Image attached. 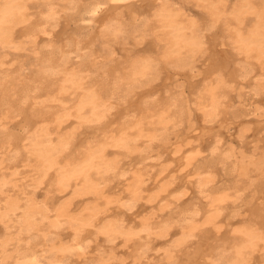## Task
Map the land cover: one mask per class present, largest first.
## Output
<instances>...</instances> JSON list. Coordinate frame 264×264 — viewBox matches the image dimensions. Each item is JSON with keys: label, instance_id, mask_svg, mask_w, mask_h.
Instances as JSON below:
<instances>
[{"label": "bare ground", "instance_id": "obj_1", "mask_svg": "<svg viewBox=\"0 0 264 264\" xmlns=\"http://www.w3.org/2000/svg\"><path fill=\"white\" fill-rule=\"evenodd\" d=\"M31 1L34 0H0V47L1 48H7V47L18 48L20 46L19 44L16 43V31H17L16 29L20 25H24L23 29L26 32H28V34L27 33L25 34H27L29 37L32 36L31 39H34L33 41H35L38 34L42 33V32L38 33V31L41 30L46 31L47 27L46 28L44 27L47 24L49 25V23L47 22L50 21L52 22V20L55 21L59 20L57 19L58 10L56 11L54 9L55 8L54 6L56 5L53 6V4L51 5V3H49L50 6V7L48 6L49 14L47 18L44 17L46 19V23H47L46 25L43 20H41L43 21L42 23L44 24L43 27L42 26L34 27L35 22L33 21H31L33 23H28L30 19L29 9H30ZM69 1L72 2V0ZM137 1L139 0H96L91 5L86 7L85 13L87 17H89V19L93 20L96 14L99 12V10L102 9L103 5L106 3L110 2L111 3L110 6H112L113 8L119 6L130 7V5L136 3ZM199 1L208 8V11L211 15L210 29L214 28L227 16L228 17L230 16L232 18V21L236 23L235 26H233V28L231 27V35L229 34L230 38L232 39V43L237 49L238 54L243 55L246 59L254 58L261 65L263 73L262 76H260L259 79L257 80V87L258 89H263L262 91L264 92V3L261 6H257L258 4L255 5L256 3L253 0H240L241 2L236 7L227 9L226 5L223 3L224 0L222 1L199 0ZM44 11L45 10H43V12ZM153 11L155 18L154 21L152 18L151 19L155 24V27H157V29L160 31V35L162 36V39L165 40V49L162 52V59L158 61L157 59L148 56V57L138 58L134 60L132 63L130 61V64L132 65L129 71L125 73V76L123 75L124 76L123 81H121V79L115 81L113 86L112 87L110 86V89L107 91L106 94L104 92L99 91V89L93 87V84L90 83L91 80L87 81V75L84 73L83 66H79V67L68 66L70 65L69 63L72 60L70 55L66 53L68 49L67 47L68 45L66 46L67 49L64 48L61 49V51H59L61 55L58 58V60L54 58L49 59V57L47 59V56L45 55L46 58L45 57L44 58L47 59L49 63L46 65L45 70H41V72L36 76V78L39 79L41 82L42 81L41 79L46 78V76L48 75L51 76L50 78H53V80L55 79L58 82V84L55 86L53 91L51 90L52 93L48 89L49 93L47 94V97L41 99L37 103L45 104V105L46 104L58 105L61 110L57 109L58 111H56L55 113L52 112L53 114L50 112L51 114L48 117L46 115L47 113L46 111L48 109H46V111L45 109H43V111H45L46 113L44 112V114L37 116L35 115L36 116L35 118H33V116L31 115L32 117L31 116L30 117L33 118L31 122H35V123L37 122L35 124V128L31 132L29 131L30 129L28 130L30 132L29 135L23 134L21 135V137L24 136V138L28 140L29 150L31 151L35 161L33 164V170H35L37 173V176L34 177V180L38 182V185L42 184L48 177L53 175L54 177L53 176L51 177L55 179V182L53 181L54 179L52 180V182L53 185L55 184L56 186V187L53 186L56 189V191L60 193V195H64L67 193L69 194V196H67L66 199L60 202L57 203L55 202L56 203L55 206L54 207L51 206L52 208H50L48 202H46L44 205H39L33 200V198H31L28 201L25 200L26 202L22 204L21 203L22 198L8 195L6 204L4 203L5 206L3 205L4 207L1 210L0 220L8 221L12 217H13L12 219H14L15 216L13 215L15 214L17 215L18 211L22 209L23 214L21 215L22 217L21 222L23 224L20 225L24 226L25 232L29 235H31L30 233L34 231H41L43 228L41 222L46 220L48 221V227L52 228L53 231L57 232L59 229L63 227V225L66 224L65 226H68L69 229L71 228L72 232H71V237L69 236L70 239L66 241H64L63 239H59L58 241H56L55 237L52 238L50 234H47L46 231H43V240H45L46 242L48 240H51V243L48 244L46 248H44L43 246V249H41L40 251L33 250L34 248L30 249V247L21 250L20 252L21 256L17 259L16 264H65L66 262H68V259L72 256H77L78 259L74 260L75 262L74 261H69V262L72 263L74 262V264H89L88 262L89 259L86 258V256L88 253L87 249L88 247H90L88 244V237H90L89 236L90 234H94V233H95L94 235L103 234L106 237L111 238L112 240L118 237H124L126 242L129 241L138 242V240H140V238L142 237L143 239L145 237H150L149 239H153L151 238L153 235H156V237H168L169 235L172 236V234L174 233L173 230L174 226L178 227V230H176V232L179 235L176 234L177 235L176 238L172 240L173 245L171 247L168 246L169 249L165 250L166 251L165 258L167 259L168 264L174 263L176 259L175 255L177 254L175 253L176 251L180 250L183 246H186L190 242L195 241L194 239H196L197 236L200 237L201 239H198L196 241L198 243V246L197 249L195 250V253L191 257L192 259L191 264H203L205 262L207 264L208 263L255 264L259 262V259L256 258V254L258 253L260 254L261 259L264 261V180H263L264 154L260 157H255L253 155L246 157L247 155H245L244 153H241L240 156H237L234 144L231 143L229 146L224 147L223 146L224 142L223 145L221 143L223 138L221 140L220 135H219L220 137L217 138L218 134H220L219 131L217 136H214L215 128L224 131L230 130L227 121H229L228 119H230L232 116L229 115L230 118H228L227 115L229 113L228 108H229V100H230L226 94V90H230L229 88L230 85L228 84L229 82H227L228 81L227 78L233 80L232 78L235 77L234 79H236V77H240V75L242 74L243 77L247 76L249 75V73H251L250 67L243 65L241 68H237L238 71H236L237 70L236 69L233 72L232 70H234V67L236 68V66H234V63H232L234 59L231 58V56H229L228 59L229 63L228 62L227 63L229 64L230 69L229 68L228 69L232 73H221L222 71L216 73V70H214L216 74L215 73L213 74H215L216 76L215 77L213 76L212 78L210 77L211 79L209 81L207 80V85L205 86L206 87L205 93L203 95H199L198 96L199 100L197 99L196 102L197 111H198V113L196 112V117L198 119L197 124L199 125L197 126L194 120L193 121L189 120L190 121L189 128H192L191 131L188 133L185 132L186 134L182 136H180V134L176 135L174 140H172L170 134H168V129L171 125V121L174 120L173 117H171L170 112L174 110L175 111L174 114L176 113L181 118H183L188 112V108H187L188 106L182 103L183 100L182 101L177 99L175 100L174 93H173L174 94L173 97H170L169 100L167 99L166 104L163 103L164 105L162 107L156 108V105L158 103H156L157 101L155 102L156 99H153L154 101L152 100L153 102L152 104L156 103L155 106L147 105L148 107L146 106L147 109H145L146 113L144 116H137V117L132 116L133 119L131 118L129 121L123 120L124 122L121 121L120 119L122 123L120 124L118 123L117 124L118 126L116 127L112 126V124L109 121L110 119H107L109 118V115L111 116L112 114L111 112L115 107L113 103L111 104L110 98L113 97V95L116 93V90L119 89L120 86L123 85V89L127 90L126 93L127 92L130 93L137 86L143 87L154 81L159 80L161 77V73L163 72V67L162 65H160V62H162L161 64L173 63L172 67L174 68L185 69V70L190 69L191 71H193L197 59L196 57L199 54H203L205 53V51H208V47H206V39H205L206 34L200 32V28L198 27L197 22L193 19L188 18L187 13L184 10H182L180 7H175L173 2H170V0H160L159 3L155 5ZM45 13L44 15L46 16L47 14ZM84 15H83V19L86 18V16L84 17ZM249 15H253L255 17V22L250 26V28L244 29L245 21ZM42 17L40 18L43 19ZM151 19H146V21H150ZM118 21H119L118 19H115L110 22L109 20L105 21V22H109L107 23L109 28L107 31L109 32L111 31V33L115 37H119L123 32H125L124 28L122 27L124 26V24L122 25V23H119ZM146 21L140 23L139 25L137 24L135 30H139L141 32H144V34H146L148 28L151 27V24ZM105 22L104 24H106ZM54 26H56V24ZM31 29L33 30L32 32H30ZM51 32L52 31H50L49 33L51 34ZM100 33H103V31H101ZM77 44L79 43L77 42ZM53 49L54 48H51L52 52ZM82 49L83 51L80 54L86 59L87 54L84 52V48ZM72 51L73 50L71 48L70 50L71 54ZM52 56H54V52ZM44 58L43 60L45 62ZM216 60H217L216 58L215 60H212L215 62L213 63V65L217 64L216 62H218V60L217 61ZM221 62H223V60ZM224 63L223 64L220 63L221 66L225 65ZM210 64H212V62ZM88 65H90V62ZM211 68H212L211 69L212 72L214 68L213 67ZM4 72L6 71L4 70ZM6 74L7 72L5 73V75ZM36 78H32V79L34 80ZM114 78H116V76ZM163 78L161 80H163ZM15 79L17 80V78ZM19 81L21 83V80ZM32 81L31 84L33 83ZM24 83H21L23 87L25 86ZM43 84L46 85L47 83H45L44 81ZM42 86L40 85L39 87ZM5 88L10 89L9 87H5ZM43 88H41V90ZM154 88H151V91L155 90ZM24 89H26V86ZM45 89H47L46 86ZM26 92L24 91L22 92L25 94L22 95L23 100L21 101V103H27L25 104V106L26 105L28 106L29 104L28 102H31L32 100L30 101L29 99L31 98L29 97V92L28 93ZM144 93H146V90L143 91L141 96L144 95ZM0 94H2V91L0 92ZM34 94H36V91ZM37 96L38 95L36 94V96L34 97ZM133 96H135L134 93ZM176 96L179 95L176 94ZM7 97L9 98L10 96L7 95ZM4 98L6 97L4 96L2 99ZM17 98L19 99L18 96ZM9 99L7 101H9ZM20 100L21 99H19V102ZM4 101L1 102L3 103ZM7 101H5V103L8 104ZM16 101L18 100L16 99ZM178 101H181V103H178ZM142 102H145V100ZM15 103L14 105H16ZM144 105L142 106V108L145 107ZM158 106L160 105L158 104ZM22 108L26 109L23 106ZM35 108L34 111L37 110V109L35 110ZM138 108H140V106ZM30 109L32 110L33 107ZM23 111L21 110V113ZM34 111L32 110V113ZM16 112L18 113L19 111L17 110ZM27 112L28 111H26V113ZM189 112H191L190 108H189ZM49 117L53 118V119L50 118L52 122H54L53 129L51 128L52 127L51 125L43 121L45 120V118L49 119ZM71 120L77 122L78 123L77 126L73 130L65 131L61 133V130L64 127H66V123L70 122ZM241 122H243V120L237 122L236 120L231 119V123L235 124V125L233 124L234 125L233 127L235 129L233 133L234 136L232 135V133L230 134L231 136H233V138H231L232 140L235 138V134L237 133L236 134L237 140H239L240 142L241 139L247 137L246 136L247 133L250 131V129H252L251 124L249 122L248 123L250 125H247L248 124L247 123L245 126V124L242 123L244 126L242 125V128H240ZM262 122L258 124L260 129L264 128V123ZM93 123L95 125L96 124L101 125L102 123H104V125H102L101 127V129H105V132L103 131L104 132L103 135L101 137L99 136L95 142L91 140L93 143L90 142V144L88 143L89 145L87 147H84L86 149H84L83 153L78 157L77 160L75 161L70 160L73 155L69 157L70 159H67V155H69L68 153L73 147L74 141L76 140L75 136H77L76 132L78 128L80 126H84L88 124L91 125ZM153 125H155V127H153ZM258 125L256 124V127H258ZM160 126H162L161 132H159V130H161L159 128ZM3 128H7V127H3ZM3 128L2 130L4 131ZM254 129L252 130L254 131ZM16 133L14 134L16 135ZM18 133L17 135L20 136ZM55 134H56V138L54 139ZM9 135H7V137ZM213 136L216 138L212 139ZM200 137L203 139L201 140L204 143L197 142L198 138ZM11 138H13V136H11ZM140 141H143L144 144L140 143ZM158 141H160V143L162 142L161 147H164L163 150L165 149L168 150L171 153L172 157L170 161L161 165V168L155 173V175H153L151 172L149 173L150 169L147 170L148 168L145 171L142 168H137L132 171L130 176H128L129 174L128 170L124 169V167H121L122 164L120 165V161L122 160L119 161L118 157L109 156L110 149L112 148L113 150L118 151L119 153L121 151L125 152L126 156L128 155V153L129 154L138 153L140 155L142 154L141 157L143 158L151 159L152 156L150 155V151L153 150L154 147L153 146L151 148V146L155 142L158 143ZM25 142L27 141L25 140ZM79 143H81V141ZM82 144H84L83 141ZM20 146L21 145H19V147ZM6 147H9V145H7ZM82 148L80 149L81 151L83 150ZM205 148L207 149V151L209 150V153H214L217 156L207 160L206 159L207 157L203 156L204 155L203 153L205 152ZM17 149L14 150L17 151ZM22 150L24 149L22 148L21 150H19V152H21ZM80 150L77 151L78 154L80 153L79 152ZM75 152L76 151L72 153L75 154ZM202 156L204 157V160L203 159L200 160V157ZM75 157L73 159H75ZM229 161H232L234 165V167L232 168L233 170L237 171V176H241L239 178L240 180L244 178H249L252 172L255 170L257 171L258 174H260V178L263 179L260 180L259 182L253 181V179H249L251 182L250 185L254 186L253 191L258 193L256 197L257 199L253 196L256 200L255 201L256 203H254V205H252L251 208L249 207L251 209V212L253 213L251 214L253 217L248 216L249 218H244L241 221L244 223L235 224L232 227V234H233L232 237L233 239H231L232 244L230 245L229 248H227L229 246L228 245L223 249H219L220 248L219 246L218 247H215L214 245L212 246L211 237L206 236L207 234L203 233V231H206L205 230L206 228L211 227L215 230L214 233L216 234L221 233L225 224L222 222V217L224 215V209L226 207V204L230 201L235 202L237 198L241 196L242 190H244V188L241 187V184L238 183L239 179H237V181H235V183H233V185L230 186L229 189L227 188V186H222V187L216 186L217 176L215 174V169L218 166L217 163L228 165ZM19 174L20 171H18L17 168H15L8 175L3 176L0 179L1 180L0 189L4 190V187L7 186L8 184L11 183L15 184L14 181L17 180ZM151 174L155 177L153 178V180H155L156 183L149 185L148 180L151 178ZM111 175L112 177H114L112 179L110 178L111 181L113 179L114 181L116 179L117 180L119 179V182L125 185L124 191L126 192L127 198L123 199V196H120V194L118 195L116 191H113V188L109 187L111 181L109 182L107 180L108 178L107 176L111 177ZM178 177H182V179H184L185 181L183 180L181 184L176 183ZM182 185H185L184 189L181 187ZM193 188H196L198 192L201 194V196L204 198L202 201L204 205L202 204V209L201 207L199 206L197 207L194 205H193L194 207H191V209L190 207L189 209L187 208L188 210L184 208L185 211H183L182 209L181 211L182 215L180 213H177V216L178 214L181 215V217L179 215L180 218L176 216L178 218V221L173 218L176 222L175 221L172 222L171 219L169 218L170 221H166V222L163 221L164 223L160 222L159 225L157 223L156 226L152 221V217L141 216L142 218L140 221L136 222L135 225L129 226L130 224L127 225L125 223L126 220H120V219L118 220L117 217L116 218L113 217L115 215H111L112 213L111 214L109 213L112 208V205L114 204L119 203L121 207H127L132 209L136 206V204H138L141 200L144 199L151 204H154L156 201H158L161 210H164L170 207L171 205L170 204L171 202H169V200L163 203L164 200H167V198H172L173 196V198H175V202L180 201L185 196H188L190 190H192ZM232 190L234 192L233 194L236 196V199H232L233 195L229 192ZM182 201L184 203V200ZM22 202H24V200ZM77 209L79 212H77ZM18 222L20 223V221ZM25 232H24V236H25ZM52 233L58 234L54 232ZM20 236L21 235H19V237ZM37 236H40V234ZM11 240L12 238L10 237L4 238L0 241V245L3 247V249H6L10 243L9 241ZM21 240H23L22 237ZM142 241L140 245L141 246L144 245L146 247L145 249L143 248L145 252L144 253L142 252L137 257V259L142 258V256H146L147 253L146 250L148 249L149 242H147L148 243L147 244V243H143ZM231 241H229L228 243H231ZM139 243L137 246H139ZM39 244L41 243L39 242ZM214 256L217 257L214 258ZM86 259H88V261ZM102 260L104 261L105 264H110L108 258L107 259L103 258ZM6 261L9 262V260Z\"/></svg>", "mask_w": 264, "mask_h": 264}, {"label": "rangeland", "instance_id": "obj_2", "mask_svg": "<svg viewBox=\"0 0 264 264\" xmlns=\"http://www.w3.org/2000/svg\"><path fill=\"white\" fill-rule=\"evenodd\" d=\"M94 1H96V0H74V1L72 0V2H70L69 0H34V1H31L30 9H29L30 19H29L28 23L35 22L34 27H37V26L43 27L44 26V24L42 23L43 21H44L45 25L47 23H49V25L47 24L44 27V28L47 27L46 31L45 30L44 31L43 30L38 31V33H40V32H42V33H40V34L37 33L38 36L35 39V41H33L34 39H31L32 36L29 37L27 35L28 32H26L23 29L24 25H20L16 29L17 30L16 31V43L19 44L20 46L18 48L17 47H12V48L11 47L10 48L9 47H7V48H1L0 47V74H2V75H0L1 76L0 81L2 80L0 83V85H1L0 86V92L2 91V94H0V96H1L0 97V99H1L0 100V124H1V126H0V140L1 141H0V143L2 142L0 144V146H1L0 147V179L3 176L8 175L15 168H17V170L20 171V174L17 177V180L14 181L15 184L11 183V184H8L7 186H5L4 190H6V191L0 189V214H1V210L3 209V207L6 204L8 195H11L13 197L22 198V200H21L22 204L26 202L25 200L28 201L31 198H33V200L39 205H44L46 202H48L50 208L54 207L57 202H60L64 199H66L67 196H69V194H67V193L64 194L65 196L60 195V193H58L56 191V189L54 188L56 186H55V184L53 185V182H52V180L54 179L53 175H51L53 177H51V176L48 177L42 184L38 185V182L36 180H34V177L37 176V173L35 170H33V164L35 161H34V158L32 156L31 151L29 150L28 140L25 139L24 136L21 137V135H23V134L29 135L30 132L33 131V129L35 128V124L37 122L36 123L31 122V120L33 118H35L37 115L44 114L46 109L50 110L52 108L50 111L47 110L46 111L47 113L45 112L47 117H48V116H50V114L52 112L55 113L56 111H58L57 109L61 110L58 105H54V104H50V105L46 104L45 105V104L37 103L41 99L47 97V94L49 93L48 89L52 93L53 89L58 84V82L55 79L53 80V78H50L51 76H48V75L46 76V78H42L41 82L39 79L36 78V76L41 72V70H45L46 65L49 63V61H47L48 57H49V59L54 58V59L58 60V58L61 55V53L59 51H61V49H64V48L67 49V47H68L66 53L69 54L71 59H72L71 62L69 63L70 65H68V66H70V67L83 66L84 67V73L87 75V81L91 80L90 83L93 84V87H95L96 89H99V91L104 92L105 94L110 89V86L111 87L113 86L115 81H118L119 79H121V81H123V77L125 76V73L129 71V69L132 65V64H130V61L132 63L134 60H136L138 58L148 57V56H151V57L157 59L158 61H160L162 59V52L165 49V40L162 39V36L160 35V31L157 29V27H155V24L153 23L154 18H155L153 10H154L155 5L157 3H159L160 0H158V1L157 0H139L136 3H133L132 5H130L131 8L128 6H126V7H124V6L120 7L119 6V7L113 8L112 6H110L112 3V1H111V3L109 2V3L104 4L102 9H100L99 12L96 14L95 18L93 20H91V19H89V17H87V15L85 13V9L87 6L91 5ZM220 1H222V0H220ZM253 1L256 3V4L254 3L255 5L258 4L257 6H261L264 3V0H253ZM170 2H173L175 7H180L182 10H184L187 13L188 18L193 19L197 22L198 27L200 28V32H202L203 34H206L205 39H206V47H208V51H205V53L199 54L196 57L197 59H196L195 68L193 71H191L190 69H186L187 70L186 71L185 69L174 68V67H172L173 63H167V64L163 63L164 64L163 65V64H161L162 62H160V65H162V67H163V72L165 71L164 73L163 72L161 73V77L162 78L164 77L163 80H161L162 78L160 77L159 80L154 81V82H152L148 85H145L143 87L137 86L130 93L129 92L126 93L127 90L123 89V85L120 86L119 89H117L118 91L116 90V93L113 95V97L110 98L111 104L113 103L115 107L113 108V110L111 112L112 114L110 113L111 116L109 115V118H107V119H110L109 121L112 124V126L116 127V126H118L117 124L122 123L121 121H123V120L129 121L131 118L133 119L132 116H134V117L135 116L136 117L137 116H144L146 113L145 109H147V107H148L147 105H150V106L154 105L155 106V104L158 103L160 106H158V104H157L156 108L162 107L164 104H166V100L167 99L169 100L170 97H173V95L175 94L174 99L175 100L176 99L181 100V101L183 100L182 103L184 105L188 106L187 107L188 112H189V108L191 109V112H189V113L187 112L186 115L183 118H181L176 113L174 114V112H175L174 110L171 111L170 112L171 117H173L174 120L171 121V125L168 129V134H170L172 140H174L176 135L180 134V136H182V135L186 134L185 132H187V133L190 132L192 128H189L190 127L189 122L191 120L192 121L194 120V122H196L197 126L199 125V124H197L198 119L196 117V112L198 113L197 105H196L197 99L199 100L198 96L203 95L205 93V89H206L205 86L207 85V80L209 81L213 76L215 77L216 76L215 74L217 72L222 71L221 73H232L229 71L230 68H229V64H228L229 63V60H228L229 56H231V58L234 59V61L232 63H234V66H236V68L234 67V70H232L233 72L237 68H241L243 65H246V66L251 68V73H249V75L244 76V77L242 74V75H240V77H236V79H234L235 78L234 77V78H232L233 80L227 78V80H228L227 82H229L228 84L230 85V87H229L230 90H226L227 97L230 99L229 100V108H228L229 109L228 112L230 114L228 113L227 115H228V118H230L229 115L232 116L230 119H228L229 121H227L229 124L230 130L224 131V130H221V129L218 130V128H215L214 129V136H217L218 131H219L220 134H218L217 138H219L220 136H221L220 137L221 140L223 138L221 143L223 145V142H224V145H223L224 147L229 146L231 143L234 144L237 156H240L241 153H244L245 155H247L246 157H249L252 155L255 157L262 156L264 154V128L260 129L258 124L261 123L262 120H263L262 123H264V92L262 91L263 89H258L257 80L259 79L260 76H262L263 70H262L259 62L257 60H255L254 58L246 59L243 55L237 53V49L235 48L234 44L232 43V39L230 38L231 27L233 28V26H235L236 23L234 21H232V18L230 16L229 17L227 16L220 23H218L214 28L210 29L211 15L208 11V8L205 5H203V3H201L199 0H170ZM240 2H241L240 0H224L223 3L226 5L227 9H231L233 7H236ZM49 3H51V5L53 4V6L56 5V6H54L55 7L54 9L56 11L58 10L57 13L59 15V18L57 15V19H59V20H56V21L52 20V22L50 21L51 23L50 22L46 23L45 18H47L48 14H49V10H48L50 7ZM73 4H75V5H73ZM43 10H45V11L43 12ZM45 12H47V13H45ZM41 13L43 14V17H42ZM44 13L47 15L45 16ZM83 15H84V17L86 16V18L83 19ZM138 15H139V17H138ZM40 17H42L43 19H41ZM121 17H123V18H121ZM151 18L153 19V21ZM115 19H118L119 20L118 22L122 23V25L124 24V26H122V25L121 26L124 28L125 32H123L119 37H115L111 33V31L110 32L107 31L109 29L107 23H109L110 21H113ZM146 19H151L150 20L151 22L146 21ZM41 20H43V21H41ZM107 20H109V22H105ZM31 21H33V22H31ZM144 21L149 22L151 24V27L148 28L146 34H144V32H141L139 30H135L136 29L135 27L137 26V24L139 25L140 23H143ZM104 22L106 24H104ZM254 22H255V17L253 15H249L245 21L244 29L250 28V26ZM36 23H37V25H36ZM55 24H56V26H54ZM153 25H154V27H153ZM52 26H53V28H52ZM102 26H104V27H102ZM32 29L30 32L33 31ZM49 29H51V30H49ZM47 30L49 32L52 31L51 34ZM100 30L103 31V33H100L101 32ZM151 30H153V31H151ZM25 33H27V34H25ZM109 33H111V34H109ZM76 41L79 44H77ZM61 45H62V48H61ZM77 45H79V46H77ZM77 47H78V49H77ZM81 47L84 48V52L87 54L86 59L80 54L83 51V49ZM51 48L55 49V51L53 49L55 57L52 56L53 52H52ZM71 48L73 50L72 54L70 52ZM48 49H50V50H48ZM77 50H79V51H77ZM49 51H51V52H49ZM58 52H59V54H58ZM45 55L47 56V59H45L46 58ZM56 55L57 56L59 55V56L57 57ZM50 56H52V57H50ZM43 58L45 59L46 63L44 62ZM211 58H213V59H211ZM215 58L219 62V64H218V62H216L218 65L217 64L213 65V63H215V62L212 60H215ZM222 60H223V62H221ZM88 61L90 62V65H88L89 64ZM224 61H225V63H224ZM87 62H88V64H87ZM211 62H212V64H210ZM79 63L82 65H80ZM220 63L225 64V65H223L224 68H223V66H221ZM167 65H168V67H167ZM219 65H220V67H219ZM215 66H217L218 68ZM211 67H213V68L215 67L212 70V72H211V69H212ZM4 70L7 72L6 75H7L8 79L5 75L6 72H4ZM214 70H216V73ZM218 70H220V71H218ZM236 71H238V69ZM213 73H215V74H213ZM3 75H4V77H3ZM91 76H93V77H91ZM115 76L117 79L114 78ZM15 78H17V80ZM32 78H36V79H34L35 81ZM48 78H50L52 81ZM166 78L168 79V81ZM19 80H21V83L26 82V83H24V85L26 86L27 90L24 89L25 86L23 87V85L20 83ZM46 80H47V82H46ZM27 81H29V82H27ZM31 81L33 82L32 84H31ZM36 81H37V84H36ZM44 81H45V83L48 84V86H47V84L46 85L43 84ZM54 81H56V82H54ZM159 81H160V83H159ZM54 83H56V84H54ZM12 85H14V86H12ZM40 85L41 86L45 85L47 89H45V86L39 87ZM3 86H4V88H3ZM36 86H38V87H36ZM5 87H9L10 89H7ZM19 88H22V89H19ZM41 88H43V89L41 90ZM151 88H154L155 90H152L153 91L152 92ZM28 89H29V91L30 90L31 91L29 92ZM37 89H38V91H37ZM138 90H139V92H138ZM145 90H146V93H144V95L141 96V94ZM23 91L24 92L27 91L26 93L29 92V97H31L29 99H30V101L31 100L32 101L31 102H28L29 100L27 101L29 103L28 106L27 105L25 106V104H27V103H21V101L23 100L22 95L25 94V93H22ZM35 91H36V94L38 95L37 97H34V96H36V94H34ZM38 92H39V94H38ZM140 92H142V93H140ZM147 92H149L150 94ZM133 93L135 96H133ZM31 94H34V95H31ZM176 94L179 96H176ZM3 95L6 97V98H4L5 101H7L10 98L9 101H7L8 104L5 103L4 99H2L4 97ZM7 95L10 97L8 98ZM17 96L19 97V99H21L20 102H19V99L17 98ZM16 99L18 101H16ZM147 99H148V101H147ZM153 99H156L155 102L157 101L156 103L154 102L155 104H152ZM12 100H14V101H12ZM144 100H145V102H142ZM1 101H4V102L2 103ZM15 101H16V103H15ZM126 101H127V103H126ZM181 101H178V103H181ZM167 102H169V101H167ZM14 103L16 105H14ZM137 103H139V104H137ZM160 103H162V104H160ZM11 104H12V106H11ZM18 104H20V105H18ZM22 104H24V105H22ZM36 105L39 108V110L36 107ZM143 105L145 107L142 108ZM22 106L25 107L26 109L22 108ZM139 106H140V108H138ZM32 107H33L32 110L34 111V108H35V110L36 109L38 110V113H37V110L32 113V110L30 109ZM43 109H45V111H43ZM54 109H56V110H54ZM17 110L19 111L18 112L19 114L16 112ZM21 110L22 111L24 110L23 111L24 113L22 112L23 114L21 113ZM139 110H141V111H139ZM26 111H28V112L26 113ZM41 111H43V112H41ZM142 111L144 114L142 113ZM137 114H139V115H137ZM141 114H143V115H141ZM31 115L33 116V118H31L32 117ZM51 117H49V119L45 118V120H43V121L45 123H48L49 125H51L52 126L51 128L53 129L54 128L53 127L54 122H52L51 119H53V118H51ZM120 119H121V121H120ZM231 119H234L237 122L243 120V122H241V124H240V126H241L240 128H242L243 124H245V126H246V124L249 122L251 124V128L252 129L255 128V129H254V131L252 129H250V131L248 132L249 135L247 133V135H246L247 137L241 139L240 142H239V140H237V135H236L237 133L235 134V138L232 140L231 138H233V136H234L233 133L235 131L233 126L235 124L231 123ZM47 120H48V122H47ZM106 121H108V120H106ZM249 123L247 125H250ZM77 124H78L77 122H75L74 120H71L70 122L66 123V127H64L61 130V133L65 132V131L73 130L77 126ZM256 124L258 125V127H256ZM102 125H104V123H102L101 125L100 124L95 125L93 123L91 125L88 124V125L80 126L76 132V134H77V136H75L76 140L74 139L75 141H74L73 147L69 151V153H68L69 155H67V159H70L69 157H71L73 155L70 160L71 161L77 160L78 157L83 153L84 149H86L84 147H87L90 144V142L91 143L95 142L99 136L101 137L103 135V133L105 132V129H101ZM96 126H97V128H96ZM1 127L2 128L7 127V128H3L4 131H6V132H4ZM153 127H155V125H153ZM159 128L161 129V130H159V132H161L162 126H160ZM11 131H12V133H11ZM7 132H9V133H7ZM16 132L17 133L19 132L18 134L20 136H18ZM14 133H16V135ZM231 133L233 136L230 135ZM11 134H13V135H11ZM252 134H254V135H252ZM7 135H9L10 137L9 136L7 137ZM11 136H13V138H11ZM214 136L212 137V139L216 138ZM6 137L8 139L9 138L10 139L8 140ZM16 137H18V138L20 137V138L18 139ZM55 138H56V134L54 135V139ZM201 139H202L201 137L198 138L197 142L201 143L203 140V139L202 140ZM25 140L27 142H25ZM16 141L18 142V144ZM80 141H81V143H79ZM82 141L84 144H82ZM11 143H12V145H11ZM26 143H27V145H26ZM140 143L144 144L143 141H140ZM202 143H204V142H202ZM79 144H80V146H79ZM7 145H9V147H6ZM13 145H15V146H13ZM19 145H21L22 147L21 146L19 147ZM161 146H162V142L160 143V141H158V143L155 142L152 144L151 148L153 147V150L150 151V155L152 156L151 159L141 157L142 154L141 155L138 153L129 154L128 152H126V153H128V155H127L128 157H127L125 155V152L121 151L122 153L121 152L119 153L118 151H115L112 148L110 149L109 156L110 157H118L119 161L122 160V161H120V165L122 164L121 167H124V169L128 170V172H129L128 176H130L132 171L137 169V168H142L144 171L148 168L147 170H149V169L151 170V171L149 170V173L151 172L153 175H155V173L161 168V165L170 161L171 157H172L171 153L166 149L163 150L164 147H161ZM13 148L15 150L17 148L18 149H17V151H15ZM22 148L24 150L19 152V150H21ZM81 148L83 149L82 151L80 150ZM78 150H80L79 154L77 152ZM74 151H76L75 154H73ZM113 151H115V152H113ZM76 153H77V155H76ZM203 154H204L203 155L204 157H207L206 158L207 160L212 159L213 157L217 156L214 153H209V150L207 151L206 148H205V152ZM74 157H75V159H73ZM202 157H200V160H202V159L204 160V157L203 158ZM230 162H231V164H230ZM212 163H214V162H212ZM217 164H218V166L215 169V174L217 176V179H216L217 185L216 186H220V187L227 186V188L229 189V187L232 186L233 183H235V181H237V179H239L241 176H237V171L233 170L232 167H234V165H233L232 161H229L228 165H223L222 163H217ZM152 174H151L152 179L150 178L148 180L149 185L156 183L155 180H153V178H155V177ZM107 177L109 178V179L107 178V180L109 182L111 181L112 178H114V177H112V175H111V177H109V176H107ZM181 179H182V177H178V180H176L177 181L176 183L181 184L184 180V179H182V180ZM249 179H253V181L259 182L263 178L261 179L260 174H258L257 171L255 170L252 172V174L249 178H244L242 180H240V179L238 180L239 181L238 183L241 184V187L244 188V190H242L241 196L239 198H237V200L235 202L230 201L226 204V207L224 209V215L222 217V222L225 224H224V227H223L221 233H219L220 235L214 233L215 230L211 227L206 228L205 229L206 231H203V233L207 234V235L205 234L206 236L211 237L212 246L213 245L215 247L219 246L220 247L219 249H223L229 245L227 247V248H229L230 245L232 244L231 239H233L232 238L233 237L232 227L235 224L244 223V222H241L244 218L253 217L251 215L253 213L251 212L250 208L252 207V205H254V203H256L255 198L257 197L258 193L253 191L254 186L250 185L251 182ZM53 181L55 182V179ZM109 182H108V184H109ZM0 183H1V180H0ZM185 185H182L181 187L184 189ZM109 187L113 188V191H116L118 193V195L120 194V196H123V199L127 198L126 192L124 191L125 185L120 183L119 179L118 180L116 179L115 181L113 179L110 182ZM229 192L233 195L232 199H236V196L233 194L234 193L233 190L229 191ZM203 199L204 198L201 196V194L198 192V190L196 188H193L192 190H190L188 196H185L180 201L175 202V198H173V196H172V198H167V200H164L163 203L167 202L168 200H169V202H171L170 207H168L164 210H161L160 204L158 201H156L154 204H151V203H148L144 199V200H141L138 204H136V206L132 209L127 208V207H121V205H119V203H117L118 205L114 204V205H112V208H111L109 213L110 214L112 213L111 215H115L113 217H115V218L117 217L118 220L119 219L120 220H126L125 223L127 225L130 224L129 226L135 225L136 222L140 221L142 218L141 216H143V217L144 216H150V217H152V221L154 222V224L157 226V223L159 225L160 222L170 221V219L172 222L175 220L178 221L177 217H179L180 214L182 215V213H181L182 209H183V211H185V209L188 210L189 207L191 209V207H194V206H197V207L199 206L202 209ZM23 200H24V202H22ZM182 200H184V203ZM258 201H260V200H258ZM52 202H53V204H52ZM183 204H185V205H183ZM19 211H18L17 215L16 214L13 215V216H15L14 219H12L13 218L12 217L8 221H1L0 220V237L2 239L7 238V237L12 238V240L9 241L10 243L6 249H3V247L0 245V249H1L0 255L3 254L2 256H0V264H9V263L10 264H16L17 259L21 256V254H20L21 250H23L25 248L30 247V249L34 248L33 250H39V251L41 249H43V246H44V248H46L48 246V244L51 243V240H48L47 242L45 240H43V231H46L47 234H50V236L52 238L55 237L56 241H58L59 239H63L64 241L70 239L71 232H72L71 228L69 229V227L65 226L66 225L65 224V225H63L62 228H64V226H65L66 229L61 228V229H59L61 233L59 232V230L56 232V231H53L52 228L48 227V221L47 220H46L47 222L46 221L41 222V225L43 227L41 231H34V232L30 233L32 236L27 234L25 232L24 226L20 225V224H23L21 222L22 221L21 215L23 214V210L21 209ZM77 212H79L78 209H77ZM177 213H180V214H178V216H177ZM181 215H180V217H181ZM16 216H18V217H16ZM118 217H121V218H118ZM18 221H20V223ZM163 223H161V224H163ZM173 230H174V233L172 234V236L169 235L168 237H156V235H153L154 237L153 236L151 237L153 239H149L150 237L144 236L146 239L144 238L145 239L144 240L142 237V238H140V240L137 239L138 242L137 241L126 242L124 237H118V238L112 240L111 238H108L103 234H101V235H97V234L94 235L95 233L90 234L89 235L90 237H88V244L90 247H88V249H87L88 253L86 256V258H88L89 261H88V259H86V260L89 262V264H105L104 261L102 260L103 258L104 259L108 258L110 264H137V263L138 264H140V263L141 264H165V263L168 264L167 259L165 258V252H166L165 250L169 249V247H171L173 245L172 240L175 239L177 235H179L176 232V230H178V227L174 226ZM21 232H23V233H21ZM24 232H25V236H24ZM52 232L58 233V234H53ZM39 234H40V236H37ZM19 235H21V236L19 237ZM216 236H217V238H216ZM21 237L23 238L24 241L21 240ZM38 237H40L41 239ZM1 238H0V241L2 240ZM39 239H40V241H39ZM198 239H201V238L197 236L196 239H194L195 241L190 242L189 244H187L186 246H183L180 250L175 252V253H177L175 255V258H176L174 261L175 264L176 263L177 264H191V261H192L191 257L193 256V254L195 253V250L197 249L198 243L196 241ZM146 240H147V242H149V244L146 242ZM141 241L143 243L148 244V249L146 250V252H147L146 256H142V258L137 259V257L142 252L143 253L145 252L144 249L146 248L144 245H142V246L140 245ZM229 241H231V243H228ZM39 242L41 244H39ZM45 243H46V246H45ZM138 243H139V246H137ZM141 249H143V250H141ZM216 257L217 256H214V258H216ZM143 258H144V260H143ZM256 258L259 259V262H258L259 264L264 263V261L261 259L259 253L256 254ZM76 259H78L77 256H72L68 259V262H66L65 264H74V262H75L74 260H76ZM6 260H9V262ZM69 261H74V262L72 263ZM5 262H7V263H5ZM174 263H172V264H174ZM258 263H255V264H258ZM203 264H207V263L205 262ZM208 264H210V263H208Z\"/></svg>", "mask_w": 264, "mask_h": 264}]
</instances>
